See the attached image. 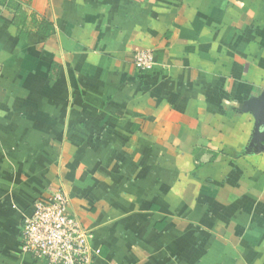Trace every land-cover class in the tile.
I'll return each instance as SVG.
<instances>
[{"label":"crops","instance_id":"obj_1","mask_svg":"<svg viewBox=\"0 0 264 264\" xmlns=\"http://www.w3.org/2000/svg\"><path fill=\"white\" fill-rule=\"evenodd\" d=\"M263 96L264 0H0V264L56 190L91 264H264Z\"/></svg>","mask_w":264,"mask_h":264},{"label":"built area","instance_id":"obj_2","mask_svg":"<svg viewBox=\"0 0 264 264\" xmlns=\"http://www.w3.org/2000/svg\"><path fill=\"white\" fill-rule=\"evenodd\" d=\"M133 62L141 72L150 71L155 64L147 49L136 51ZM91 239L89 228L68 210L66 195L56 190L36 201L31 214L22 218L18 246L22 253L47 264H91Z\"/></svg>","mask_w":264,"mask_h":264},{"label":"trees","instance_id":"obj_3","mask_svg":"<svg viewBox=\"0 0 264 264\" xmlns=\"http://www.w3.org/2000/svg\"><path fill=\"white\" fill-rule=\"evenodd\" d=\"M20 19L14 17L13 18V23L14 25L18 28V34L20 37H25L26 31L22 30V26L20 23H18ZM39 30L42 34L48 35L53 31L52 25L48 21H44L39 25ZM28 31V30H27ZM46 263V262H44ZM47 264V263H46Z\"/></svg>","mask_w":264,"mask_h":264},{"label":"water","instance_id":"obj_4","mask_svg":"<svg viewBox=\"0 0 264 264\" xmlns=\"http://www.w3.org/2000/svg\"><path fill=\"white\" fill-rule=\"evenodd\" d=\"M263 99H264V96H263ZM261 106L264 108V101L262 102ZM260 123H261L262 127L264 128V118L261 120ZM260 136L264 138V132Z\"/></svg>","mask_w":264,"mask_h":264}]
</instances>
